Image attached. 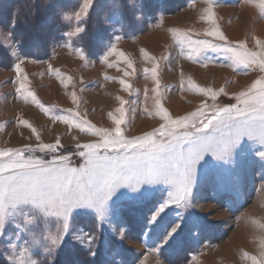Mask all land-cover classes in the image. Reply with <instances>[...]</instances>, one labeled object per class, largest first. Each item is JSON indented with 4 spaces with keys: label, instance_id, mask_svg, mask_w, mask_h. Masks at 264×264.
Returning a JSON list of instances; mask_svg holds the SVG:
<instances>
[{
    "label": "rangeland",
    "instance_id": "rangeland-1",
    "mask_svg": "<svg viewBox=\"0 0 264 264\" xmlns=\"http://www.w3.org/2000/svg\"><path fill=\"white\" fill-rule=\"evenodd\" d=\"M12 1L0 3V151L19 149L26 159L45 164L66 156L68 166L79 169L84 159L78 153L86 149L78 145L102 143L109 135L115 138L117 119L123 118L120 138L133 140L201 108L208 114L224 107L242 109V98H237L256 81L264 82L259 63L234 64L232 53L221 50L225 46L237 50L243 43L248 52H264V0H136L143 5L136 8L129 0H93L87 15L81 11L84 0H40V19L28 30L37 36L23 47L13 39V21H6ZM77 27L83 31L77 32ZM211 31H218L226 42L205 35ZM188 40L218 47L196 54L191 52L196 45ZM112 48L115 52L109 55ZM125 84L130 87L125 89ZM259 91L258 86L253 94ZM164 113L167 119H161ZM178 131L194 129L190 122ZM40 144L55 145V151L40 150ZM258 148L253 143L245 155L237 157L233 186L221 190L214 176L204 178L194 190L190 207L170 205L171 211L165 210L168 215L161 214L157 231L179 219L177 213L187 218L177 241L163 245L162 251L154 237L146 234L154 211L153 203L146 202L126 208L123 219L113 225L94 215L74 219L72 234L85 236L84 244L73 241L79 249L76 258L82 264L92 260L111 264L113 258L120 264L264 260V159L255 151ZM99 151L117 155L111 149ZM17 220L23 223V216ZM29 227L34 231L20 240L14 225L5 228L0 263L11 264L9 257L16 258L13 253H19L25 240L35 237L45 243L43 234L57 230L55 217L46 225ZM85 234L96 236V256L89 251ZM26 256L37 264H52L43 247L30 249Z\"/></svg>",
    "mask_w": 264,
    "mask_h": 264
},
{
    "label": "snow or ice",
    "instance_id": "snow-or-ice-1",
    "mask_svg": "<svg viewBox=\"0 0 264 264\" xmlns=\"http://www.w3.org/2000/svg\"><path fill=\"white\" fill-rule=\"evenodd\" d=\"M92 3L93 0H84L81 11L85 15ZM129 4L133 8L143 7L136 0H129ZM207 11L208 19H211V9ZM76 16L79 18L80 12ZM76 31L83 29L77 27ZM205 35L226 42V38L218 31L206 32ZM181 42H184L183 37ZM187 43L196 45L191 48V52L196 54L218 47L205 41L188 40ZM256 43L259 47L260 42ZM244 49L245 45L240 43L237 50L230 46L221 50L232 53L234 64L247 67L259 63L260 70L264 71V59H260L264 52H248ZM114 52L115 48H112L109 55ZM187 58L191 60L193 56ZM258 86L260 91L254 95ZM128 87L124 85L125 89ZM241 98L245 105L242 109L236 106L224 107L208 114L201 108L189 116L172 120L171 126L161 124L154 133L133 140L120 138L123 118L117 119L114 121L115 138L109 135L102 139V143L78 145L86 149L78 153L84 159L79 169L69 167L66 156L45 164L31 157L26 159L19 149L0 151V238H3L9 224L16 227L17 240L22 239L25 233L34 231L30 225L38 228L41 222L46 225L52 217H55L57 224L54 234H43L45 243L35 237L31 241L25 240L24 245L27 247L21 245L19 253H13L16 258L9 257L11 264H37L26 253L39 247H43L44 252L51 257L52 264H82L76 258L79 249L73 241L84 244L85 236L72 234L74 219L94 215L99 221L113 225L123 219L126 208L131 210L146 202H152L154 207L146 234L150 239L154 237L153 242L159 246L160 251L163 245L170 246L176 242L187 218L177 213L179 219L170 220L161 231L155 227L163 219L161 214L168 215L166 209L171 211L170 205L177 208L190 207L196 186L207 177L214 176L221 190L233 186V169L237 157L245 155L246 149L253 143L260 145L255 151L264 159V82L253 83L251 90L242 93L237 99ZM167 118V113L161 116V119ZM192 118L199 121V126ZM57 119L63 120L62 117ZM190 122L194 132L178 131L186 128ZM80 131L84 132L85 129L80 127ZM154 135L166 139L157 142L152 138ZM39 148L55 151V145L40 144ZM100 149L114 150L117 155L110 157L101 154ZM121 149L122 155L119 154ZM161 185L167 188L158 187ZM165 191L167 196L163 198ZM21 215L23 223L17 220ZM85 235L89 251L96 256L97 252L93 251L96 236ZM11 247L15 249L17 245L13 243ZM252 261L253 264H264V260L257 261L255 257ZM89 264H96V261L92 260ZM111 264L120 262L113 258Z\"/></svg>",
    "mask_w": 264,
    "mask_h": 264
},
{
    "label": "trees",
    "instance_id": "trees-1",
    "mask_svg": "<svg viewBox=\"0 0 264 264\" xmlns=\"http://www.w3.org/2000/svg\"><path fill=\"white\" fill-rule=\"evenodd\" d=\"M2 1L3 0H0V3H2ZM39 3L40 0H14L12 3H10L9 11H7L8 13L6 21H13L15 29L12 30V36L13 39L19 43L20 47L25 45L30 46V40L33 39L34 36H37L29 35L28 30L36 27V23L40 19L39 11L41 6L38 5ZM18 23H20V27L16 28Z\"/></svg>",
    "mask_w": 264,
    "mask_h": 264
}]
</instances>
